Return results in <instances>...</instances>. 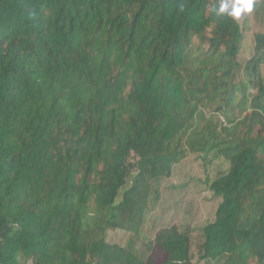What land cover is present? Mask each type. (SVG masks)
I'll use <instances>...</instances> for the list:
<instances>
[{
	"label": "trees",
	"instance_id": "obj_1",
	"mask_svg": "<svg viewBox=\"0 0 264 264\" xmlns=\"http://www.w3.org/2000/svg\"><path fill=\"white\" fill-rule=\"evenodd\" d=\"M218 0H0V264H196L176 225L142 259L163 180L223 160L198 262L264 264V33Z\"/></svg>",
	"mask_w": 264,
	"mask_h": 264
},
{
	"label": "rangeland",
	"instance_id": "obj_2",
	"mask_svg": "<svg viewBox=\"0 0 264 264\" xmlns=\"http://www.w3.org/2000/svg\"><path fill=\"white\" fill-rule=\"evenodd\" d=\"M244 29L239 51L241 63L253 53V34L264 33V0H254L253 11L238 20ZM228 164L218 160L203 164L200 157L190 155L172 170V176L163 180L159 188V201L149 208L147 220L137 237L121 231L109 232L107 242L130 248L142 259L149 255L148 240L158 230L176 225L191 238L193 263L198 262L203 242L201 230L215 219L221 199L208 189V182L225 173Z\"/></svg>",
	"mask_w": 264,
	"mask_h": 264
},
{
	"label": "clouds",
	"instance_id": "obj_3",
	"mask_svg": "<svg viewBox=\"0 0 264 264\" xmlns=\"http://www.w3.org/2000/svg\"><path fill=\"white\" fill-rule=\"evenodd\" d=\"M254 0H218L213 11L217 16H227L239 20L253 11Z\"/></svg>",
	"mask_w": 264,
	"mask_h": 264
}]
</instances>
